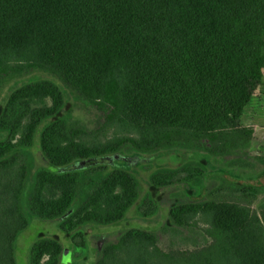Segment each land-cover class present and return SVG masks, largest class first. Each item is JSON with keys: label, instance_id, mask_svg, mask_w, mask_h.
Instances as JSON below:
<instances>
[{"label": "trees", "instance_id": "16d2710c", "mask_svg": "<svg viewBox=\"0 0 264 264\" xmlns=\"http://www.w3.org/2000/svg\"><path fill=\"white\" fill-rule=\"evenodd\" d=\"M263 70L264 0H0V84L36 73L55 79L14 89L0 116L7 134L0 140V264H16L14 244L31 218L60 219V230L84 248L83 227L122 221L143 193L140 179L122 168L56 173L36 165L30 149L38 128L63 109L62 87L125 132L89 140L65 118L51 121L40 150L54 167L124 148L259 162L264 157L247 152L253 128L241 116ZM207 172L192 160L156 169L149 181L193 185ZM261 191L228 181L203 200L174 205L176 228L201 229L206 243L194 250L165 252L157 233L132 228L106 244L95 264H264V206L260 213L250 206ZM137 209L142 218L158 212L149 193ZM62 253L57 239L41 237L29 264H59Z\"/></svg>", "mask_w": 264, "mask_h": 264}, {"label": "rangeland", "instance_id": "374dc122", "mask_svg": "<svg viewBox=\"0 0 264 264\" xmlns=\"http://www.w3.org/2000/svg\"><path fill=\"white\" fill-rule=\"evenodd\" d=\"M54 78L36 73L24 78H12L0 84V116L9 94L17 87L39 79ZM65 98L63 109L52 119L44 122L37 130L31 151L35 163L56 173L82 171L92 166L105 165L110 168H122L133 172L143 184V193L126 217L111 225H88L83 227L86 246L76 247L69 234L59 228L60 219L42 220L31 218L29 226L16 238L14 255L16 264H29V252L32 244L41 237L57 239L62 247L59 264H95L99 259L104 246L117 240L124 231L132 228L152 231L158 234V246L161 250L191 251L206 243L201 235V229L196 226L188 229L176 228L170 218V209L181 202L198 201L208 197L214 189L220 188L225 182H234L241 185L257 186L262 191L252 200L251 208L258 213L264 206V161H254L247 155L229 156L211 159L203 152L190 149L154 150L138 152L135 149L124 148L123 151L106 156L93 157L75 161L64 167H54L47 162L40 150V134L43 128L51 121L65 118L71 127H81L86 131L87 138L106 140L121 134L115 125H109L102 109L85 104L62 87ZM241 124L254 129L249 150L253 155L264 157V70L262 81L246 106ZM126 134V133H125ZM7 137L0 133V140ZM249 155H251L249 153ZM252 156V155H251ZM200 161L208 167L205 176L196 180L193 185L178 183L169 187L157 188L150 184L149 177L156 169H174L181 167L189 161ZM243 170V173L237 171ZM255 176H246L252 172ZM197 185V186H194ZM145 193H149L158 206V212L150 218H142L137 206ZM202 226V225H200Z\"/></svg>", "mask_w": 264, "mask_h": 264}, {"label": "crops", "instance_id": "0c3cea01", "mask_svg": "<svg viewBox=\"0 0 264 264\" xmlns=\"http://www.w3.org/2000/svg\"><path fill=\"white\" fill-rule=\"evenodd\" d=\"M255 134H254V129H253V135H252V137L254 136ZM252 156H260V155H253L251 152H249ZM252 177V176H251ZM241 185V184H240ZM248 186H250V185H248Z\"/></svg>", "mask_w": 264, "mask_h": 264}]
</instances>
